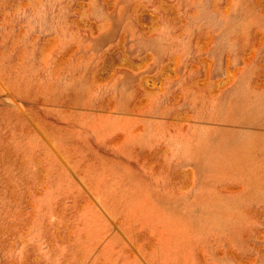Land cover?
<instances>
[{
  "label": "rangeland",
  "instance_id": "1",
  "mask_svg": "<svg viewBox=\"0 0 264 264\" xmlns=\"http://www.w3.org/2000/svg\"><path fill=\"white\" fill-rule=\"evenodd\" d=\"M0 264H264V0H0Z\"/></svg>",
  "mask_w": 264,
  "mask_h": 264
}]
</instances>
